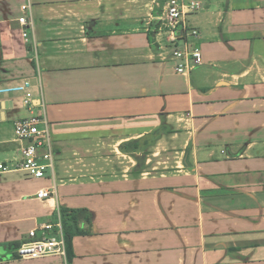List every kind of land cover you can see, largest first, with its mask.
I'll return each mask as SVG.
<instances>
[{
  "label": "crops",
  "instance_id": "1",
  "mask_svg": "<svg viewBox=\"0 0 264 264\" xmlns=\"http://www.w3.org/2000/svg\"><path fill=\"white\" fill-rule=\"evenodd\" d=\"M198 1L186 26L200 35L177 37L203 62L178 74L162 0H0V90L34 87L28 106L0 93V163L21 157L30 142L15 122L36 115L58 163L44 178L0 173V264H264V0ZM153 133L144 149L168 155L161 169L93 177L66 165ZM61 207L92 215L73 259L18 256Z\"/></svg>",
  "mask_w": 264,
  "mask_h": 264
},
{
  "label": "built area",
  "instance_id": "2",
  "mask_svg": "<svg viewBox=\"0 0 264 264\" xmlns=\"http://www.w3.org/2000/svg\"><path fill=\"white\" fill-rule=\"evenodd\" d=\"M198 0H166L164 11L161 15L170 33L172 43V59L175 61V71L178 74H187L197 65L203 62V53L199 46L191 43L181 45L177 37L179 30H186L189 34L198 37L201 33L198 29L187 30L186 17L188 14L198 10ZM22 10L27 13L29 4L22 5ZM20 22L23 27L28 25L27 17L22 16ZM23 36L28 40V29H23ZM33 85L26 80L24 83L6 87L0 93L23 92L25 93L24 104L32 105ZM15 134L18 138L30 142L21 153V157L0 163V173L20 170L28 177L44 178L48 172L55 169V154L52 148V138L48 124L39 115L21 118L15 122ZM41 148L45 149L41 152ZM51 190L42 189L37 194L38 199L52 197ZM29 240L25 241L16 249L18 256L22 258H40L56 254H65L66 243L64 237L63 223L61 218L57 223L43 222L38 227L29 231Z\"/></svg>",
  "mask_w": 264,
  "mask_h": 264
},
{
  "label": "rangeland",
  "instance_id": "3",
  "mask_svg": "<svg viewBox=\"0 0 264 264\" xmlns=\"http://www.w3.org/2000/svg\"><path fill=\"white\" fill-rule=\"evenodd\" d=\"M166 3V0H162V5ZM163 10L162 8H160ZM145 147V146H144ZM141 148L122 150L120 148L114 147L111 143H99L93 146H89L88 151H82L78 154L72 155L69 158V162L66 164L69 168H74L77 170H81L86 173L88 176L93 177H117L124 173L134 172V169L142 170L144 166H147V161L150 162L148 166H158L160 169L161 166L170 165L164 164L163 160L167 159L166 153H161L157 157L153 158L150 161V152ZM137 152L139 155V159L135 160L128 153ZM72 166V167H70ZM147 166V167H148ZM58 168V163L55 159V169ZM158 170V169H157ZM51 171V170H50ZM48 172L49 175H52L51 172ZM11 246H15V244H11Z\"/></svg>",
  "mask_w": 264,
  "mask_h": 264
},
{
  "label": "trees",
  "instance_id": "4",
  "mask_svg": "<svg viewBox=\"0 0 264 264\" xmlns=\"http://www.w3.org/2000/svg\"><path fill=\"white\" fill-rule=\"evenodd\" d=\"M158 136V133L149 134L146 137L133 140L122 144L120 147L122 150L128 149H139L142 146L153 142ZM60 212L62 214L63 220V230L66 243V251L68 259L71 261L74 257L73 250V238L76 235H85L92 232V215L86 209H70L67 207H61ZM85 226H89L88 229H85ZM21 246V245H19ZM19 246L15 247L17 249Z\"/></svg>",
  "mask_w": 264,
  "mask_h": 264
}]
</instances>
